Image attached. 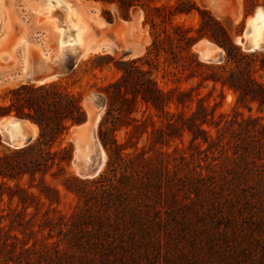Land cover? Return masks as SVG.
<instances>
[{"label": "trees", "instance_id": "16d2710c", "mask_svg": "<svg viewBox=\"0 0 264 264\" xmlns=\"http://www.w3.org/2000/svg\"><path fill=\"white\" fill-rule=\"evenodd\" d=\"M86 1L114 4L123 19L140 9L151 44L144 58L121 62V77L106 88L108 110L98 136L108 159L105 171L93 179L66 175L72 148H55L72 126L87 119L79 96L58 83L24 84L9 91L7 103H0V118L13 114L39 130L35 142L0 156V200H17L21 210L13 213L21 217L18 225L30 221L29 209L61 203L59 190L45 180L55 166L64 188L83 200V209L70 217L59 212L56 226L63 238L58 242L37 249L20 240L19 251L14 243L3 242L4 249L11 248L8 255L0 253L2 264H264V245L261 254L256 251L264 244V124L248 116L231 133L233 152L217 145L220 158L208 156L216 144L203 128L215 125L208 117L209 107L200 99L197 110L189 114L188 90L163 91L151 72L138 64L164 55L175 64L183 60L181 66L191 77L193 66H201L193 45L206 37L226 53V63L206 65L212 72L203 80L231 88L238 107L251 111L255 104L262 112L264 80L257 74L264 72V52H243L224 25L194 0ZM258 4L245 0L250 11ZM193 13L199 16L197 26L179 21ZM141 104L147 111L139 117ZM170 104L183 110L171 114ZM157 114L165 121H156ZM123 127L126 137L119 142L116 132ZM185 131L197 153L210 159L207 172L193 164V153L175 157L163 150ZM144 134L148 143L139 147ZM179 151L174 148L175 154ZM38 175L39 184H32ZM25 176L31 179L28 186L21 183ZM8 217L0 214V231L8 227L1 224ZM56 219L47 216L45 221ZM6 236L19 241L11 231Z\"/></svg>", "mask_w": 264, "mask_h": 264}, {"label": "rangeland", "instance_id": "374dc122", "mask_svg": "<svg viewBox=\"0 0 264 264\" xmlns=\"http://www.w3.org/2000/svg\"><path fill=\"white\" fill-rule=\"evenodd\" d=\"M79 1L74 5L80 16L81 22L79 26L82 29V33L78 34L75 32V34H77L79 40H83V35L87 32L86 37H90L88 41L91 38L94 39V47H96L93 50H89L84 57H76L74 50L68 48L62 49L61 39L65 32L67 38H69L67 42L71 40L75 43L74 39L76 37L75 34L71 35V31L68 32L69 25L72 29V23L68 20L69 14L64 9V4L60 2L48 4V6H53L48 8H56L58 19L63 22L62 27H59L57 22L54 25L49 22V19L44 14L38 13L36 10L39 9H36L27 0H6V5L9 7L8 16L12 21L13 27L10 35L0 45V103H7L9 91L21 85L58 83L69 92L80 97L87 115L86 117L90 116L93 109H95L96 117L90 126L86 125L85 129L83 127L72 126L55 146L56 149L65 146L72 148V161L65 168L66 175H74L82 180H86L95 178V176L86 177L84 172L95 161L98 160L100 162L98 175L105 171L107 165V153L98 136L100 122L108 110L106 88L121 77L122 73L119 71L121 62L138 60L146 56L151 44V37L149 27L143 24L144 17L140 9L132 10L129 19H123L114 4L102 5L98 2L82 0L85 3L84 6H92L94 8L82 10L78 5ZM194 1L201 8L209 10L224 25L232 40L241 49L245 40V32L249 26L248 21L252 19L258 7H264V0H258L259 4L251 11L246 8L245 0ZM42 5L45 7L47 4ZM106 12L108 13L106 14ZM34 17L38 19L40 27L31 28L30 31L26 30L24 26L26 23L30 24ZM22 20H24L25 24H22ZM179 21L197 26L199 16L197 13H193L192 15L181 17ZM22 39H26L28 44H21L20 41ZM200 40L211 41L203 37L197 42ZM262 42L264 43V39ZM196 43L193 45L192 52L201 66H193L192 69L195 74L191 77H189V71H184L181 66L183 60L175 64L164 55L151 56L147 62L143 60L138 64L143 69L151 72L152 77L163 91L168 92L176 87L188 90L189 94L188 98H186L188 100H186L187 106L185 110L189 114L197 110L200 99H202L200 101L203 105L209 107L208 117L215 125H205L203 128L209 131L216 144H214V148L207 151V154L208 156L220 158V148L217 150V145H222L225 150L233 152V146L235 145L233 144L231 133L238 130L241 122L250 115L260 119L258 121L264 124V110L262 112L259 111L255 104L252 105L251 111L238 107L237 95L231 88L222 86L221 83H214L211 80L204 81L203 77L212 72V70L207 69L205 66L225 64L226 53L219 47L221 61L218 63H207L195 48ZM80 45L81 48L85 46L82 43ZM259 51L264 52V50ZM243 52L245 51L243 50ZM38 73L42 74L37 75ZM257 76L259 79L264 80V72H259ZM42 78L49 79L46 82L44 81L45 83H39L38 81ZM168 110L171 114H178L179 111L183 110V107L177 108L174 104H170ZM146 111L145 105H139L137 116H142ZM14 116L13 114L10 115V117ZM160 116V114H157L154 116V119L164 122L165 117L162 116L161 118ZM160 124L161 122H159ZM126 132L127 130L124 127L116 132L119 142L125 140ZM38 136L39 130L37 127V135L33 136L32 143L37 140ZM147 143L148 135L144 134L138 146L143 147ZM175 147L181 149L177 154L174 153ZM205 148H207V145H203V149ZM16 149L19 148L10 147L3 141V135L0 131V156L11 153ZM163 150L173 153L175 157L181 154L190 157L193 153V164L195 166L199 165L204 172H207L205 167L210 159L207 160L205 158L206 153L201 155L197 153L189 131H185L181 138L164 146ZM217 161L219 162L220 159ZM40 177L41 175H38L32 184H39ZM30 180L29 176H25L21 183L28 186L31 184ZM45 180L59 190L61 203L50 206L46 202L39 210H35V208L29 209L27 213H31V215L26 220L30 221L23 226L18 225V223H22L21 217L17 218L15 213H13L14 210H21V207L17 205V200L10 201L7 196H3L2 200H0V214H9L10 216L1 222L2 225L8 227L4 231H0V253L3 251L8 255L11 248L4 249L3 242H7V244L14 243L17 251L23 246L20 240H24L27 243V247L35 245L37 249H40L44 243L53 244L58 242L63 238V235H58L59 231L56 226L57 223L61 222L58 219L59 212L67 214V217H70L75 212L83 209V200L80 201L75 194L68 192L64 188L63 176H61L58 166L50 169L45 175ZM1 182L2 180L0 179ZM9 185L14 186L15 182H10ZM33 191L38 193L37 190ZM47 216L57 219L53 222H46L45 218ZM11 221L13 222L11 223ZM51 227L56 228H54L52 236H49ZM10 231L12 235L14 234L19 237V241L6 236V233ZM263 245L262 241L261 245L256 249L257 253L261 254ZM51 247L53 248V245ZM2 263H4V259L3 256H0V264Z\"/></svg>", "mask_w": 264, "mask_h": 264}, {"label": "bare ground", "instance_id": "6f19581e", "mask_svg": "<svg viewBox=\"0 0 264 264\" xmlns=\"http://www.w3.org/2000/svg\"><path fill=\"white\" fill-rule=\"evenodd\" d=\"M27 1L32 3L36 9H39L36 11L38 13L44 14L49 19V22L53 23L54 25H56V22H57V24H59L58 25L59 27H62L61 25L63 24V22L60 19H58L56 8H48V7H53V6H48V4H51V2H57V3L60 2L61 4H64L65 5L64 9L68 11V14H69L68 20L70 21V23H72V29H73L72 30L69 25L68 32L71 31L72 33L71 35H74L75 32L78 34L82 33V29L79 26L81 22L79 18L80 16L78 15L77 8L74 5L79 0H27ZM84 1L81 0L78 3L79 7L82 8V10L83 9L88 10L90 8L94 9L92 6H87V7L84 6L85 4L83 3ZM42 4H47V5H45L44 7ZM8 8L9 7L6 5V0H0V45L7 39V37L12 32L13 26H12V21L10 20L8 16ZM64 14L66 15V13ZM248 25H249L248 29L245 32V40L243 41L244 42L243 47H245L246 45H249V46H252L253 48H258V49L262 48L264 46V43L262 42L264 39V10L258 9L255 16H252V19L248 21ZM86 34L87 32L85 33V35H83V40H79L77 37V34H75L76 35L74 39L75 43H73L71 40L67 42L69 38H67V34L65 32L61 39L62 49L68 48V49L74 50L76 57H81V56L84 57L88 53L89 50H93L96 48L94 47V39L91 38V40L88 41V38L90 37L89 36L86 37ZM20 42L21 44H24V45L28 44L26 39H22ZM81 43L85 45L83 48L80 47ZM211 48H212V51L204 52V53L199 52L197 50L200 53L202 59L205 60V62H207L212 57H215V56L220 57L219 47L212 45ZM46 71H48V69H46ZM42 73H38L37 75L42 74ZM48 79L49 78H45V79L42 78L38 82L45 83L46 80L48 81ZM95 117H96L95 109H93L92 114H90V116L87 117V121L85 123L77 125V127H83V129H85L86 125L90 126L92 124V122L95 120ZM4 120L7 122V125L4 126L3 129L0 127V131L3 135V140H5V142H11V145L15 148L25 147V142L27 138L29 136L33 137L37 135V127L33 126L34 124L32 125L31 122L29 121L20 120V119H17L15 117H10V116L5 118ZM90 136L91 138H93L92 135ZM90 136H89V139H90ZM99 163L100 162H98L97 160L93 163L91 167L84 170L86 177H94L98 175L99 169H100Z\"/></svg>", "mask_w": 264, "mask_h": 264}, {"label": "water", "instance_id": "95a60500", "mask_svg": "<svg viewBox=\"0 0 264 264\" xmlns=\"http://www.w3.org/2000/svg\"><path fill=\"white\" fill-rule=\"evenodd\" d=\"M258 9H262V10H264V7H258L256 10H255V12H254V14H253V16H255V14H256V12H257V10ZM212 45H214V46H217L215 43H212L211 41H208V40H200L199 42H197L196 43V45H195V47H196V49L199 51V52H210V51H212ZM242 49L245 51V52H249V53H251V52H255V51H259V50H264V46L262 47V48H260V49H258V48H253L252 46H249V45H246L245 47H243L242 46ZM221 61V57H212V58H210L208 61H207V63H218V62H220ZM7 117H9V116H3V117H1L0 118V127L3 129L4 128V126H6L7 125V122L4 120L5 118H7ZM15 118H17V119H20V120H26V121H28L27 119H24V118H19V117H16V116H14ZM86 121H87V119H86ZM85 121V122H86ZM7 139V138H6ZM33 137L32 136H29L28 138H27V140H26V142H25V146H28L29 144H31L32 143V141H33ZM4 142H5V140H3ZM6 144L7 145H9L10 147H13L12 145H11V142H6ZM96 177V176H95Z\"/></svg>", "mask_w": 264, "mask_h": 264}, {"label": "crops", "instance_id": "0c3cea01", "mask_svg": "<svg viewBox=\"0 0 264 264\" xmlns=\"http://www.w3.org/2000/svg\"><path fill=\"white\" fill-rule=\"evenodd\" d=\"M15 1H17V0H15ZM18 1H21V0H18ZM25 1H26V0H25ZM22 24H25L24 20H22ZM23 26H24V25H23ZM24 27H25L26 30H29V31H30L31 28H34V27H40V25H39V21H38L37 18L34 17V18L32 19V21L30 22V24H29V23H26V25H25Z\"/></svg>", "mask_w": 264, "mask_h": 264}]
</instances>
